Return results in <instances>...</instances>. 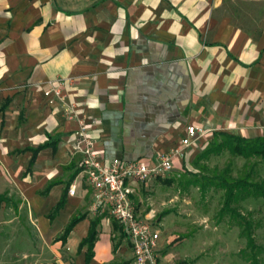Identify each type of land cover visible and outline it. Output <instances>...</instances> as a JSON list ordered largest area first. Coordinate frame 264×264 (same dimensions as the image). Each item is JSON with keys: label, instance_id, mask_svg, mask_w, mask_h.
Segmentation results:
<instances>
[{"label": "crops", "instance_id": "0c3cea01", "mask_svg": "<svg viewBox=\"0 0 264 264\" xmlns=\"http://www.w3.org/2000/svg\"><path fill=\"white\" fill-rule=\"evenodd\" d=\"M234 3L0 0V194L19 195L48 240L51 260L35 264H108L119 255L114 231L132 259L102 216L91 256L79 248L96 216L73 149L80 128L99 161L147 165L190 125L203 133L184 157L215 133L264 136V0ZM51 88L59 96L44 94ZM129 187L135 204L138 182ZM138 214L157 230L158 259L162 231Z\"/></svg>", "mask_w": 264, "mask_h": 264}, {"label": "rangeland", "instance_id": "374dc122", "mask_svg": "<svg viewBox=\"0 0 264 264\" xmlns=\"http://www.w3.org/2000/svg\"><path fill=\"white\" fill-rule=\"evenodd\" d=\"M229 1L239 4L243 0ZM251 17L255 21L256 16H245L253 21ZM220 139L221 135L215 133L202 144H195V149L183 158L184 165L169 177H149L138 182L136 209L152 217L164 239L158 264H249L243 255L248 247L245 238L240 236L241 228L228 213L219 216L223 190L207 184L206 180L225 171V175L238 178L250 167L254 170L253 181L264 179V160L244 159L227 150L201 155ZM201 184H205L203 188ZM7 195L13 204L0 207V264L50 261L48 240L39 239L30 208L15 192ZM236 209L251 223L253 240L259 249L258 264H264V200L248 197L241 200ZM163 211L168 214L159 218ZM91 212L111 221L107 213ZM110 239L112 245L119 248V255L111 262L133 264L116 231L111 233Z\"/></svg>", "mask_w": 264, "mask_h": 264}, {"label": "built area", "instance_id": "2783aa9c", "mask_svg": "<svg viewBox=\"0 0 264 264\" xmlns=\"http://www.w3.org/2000/svg\"><path fill=\"white\" fill-rule=\"evenodd\" d=\"M51 92L59 96L55 88L46 90L44 94L47 96ZM186 133L187 136L178 146L162 153L154 164L147 165L140 160L119 159L103 163L94 153L84 128L76 132L73 149L80 154L79 168L91 190L93 211L107 213L118 225L130 246L133 264H158L157 230L139 216L130 198L132 189L129 182H142L149 177H166L172 169L173 160L183 158L184 149L192 145L197 134L202 135L203 132L190 125ZM69 193H73L71 188Z\"/></svg>", "mask_w": 264, "mask_h": 264}, {"label": "trees", "instance_id": "16d2710c", "mask_svg": "<svg viewBox=\"0 0 264 264\" xmlns=\"http://www.w3.org/2000/svg\"><path fill=\"white\" fill-rule=\"evenodd\" d=\"M221 135V139L214 142L209 148L205 149L201 155L207 156L210 153H219L222 150H227L230 154L240 156L244 159L259 158L264 160V136L247 138L240 137L228 133H216ZM253 168L244 173L243 176L238 178H231L225 173L213 175L209 177L207 184H213L223 190V202L219 210V216L225 213L229 214V217L235 221L238 227L241 228L240 236L245 238L246 247L248 252H243L245 259L249 261V264H258L257 251L258 247L255 245L253 235L251 233V223L246 217L238 212L236 209L238 203L248 197H259L264 200V179L253 181L251 175ZM205 184H201L202 188ZM4 202L6 205H11V199L7 193L0 194V203ZM16 207V205L14 204ZM168 214V211H163L159 218ZM83 216L73 217L63 232V239L71 230V228L80 220ZM101 219V216L96 215L91 222L87 236L83 238L79 243V248L87 245V259L91 256V248L95 239V225ZM64 241V240H63Z\"/></svg>", "mask_w": 264, "mask_h": 264}]
</instances>
